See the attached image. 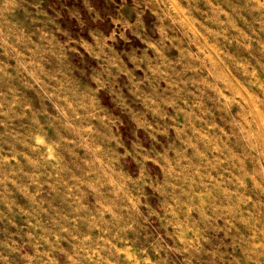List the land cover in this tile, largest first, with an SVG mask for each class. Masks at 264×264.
<instances>
[{
  "label": "rangeland",
  "instance_id": "374dc122",
  "mask_svg": "<svg viewBox=\"0 0 264 264\" xmlns=\"http://www.w3.org/2000/svg\"><path fill=\"white\" fill-rule=\"evenodd\" d=\"M0 264H264V0H0Z\"/></svg>",
  "mask_w": 264,
  "mask_h": 264
}]
</instances>
